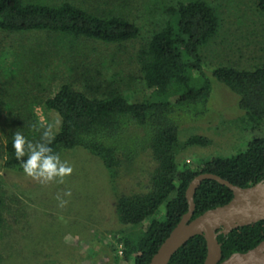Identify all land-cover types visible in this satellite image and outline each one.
<instances>
[{
	"label": "rangeland",
	"instance_id": "rangeland-1",
	"mask_svg": "<svg viewBox=\"0 0 264 264\" xmlns=\"http://www.w3.org/2000/svg\"><path fill=\"white\" fill-rule=\"evenodd\" d=\"M26 1L71 2L101 14L119 13L140 33L117 44L47 31H0V264H131L122 258L121 240L137 235L148 221L136 227L120 224L114 202L122 193L146 187L154 166L147 152L112 181L100 160L76 147L59 156L70 173L34 179L2 166L4 145L8 132L22 130L24 120L38 128L29 140L32 148L57 132L60 119L43 102L62 84L87 96L116 88L131 100L148 99L150 90L138 81V53L164 23V10L178 0ZM205 1L216 10L219 25L201 48L204 71L210 75L219 65L252 69L264 64V12L255 0ZM211 85L204 115L177 117L178 166L234 155L254 135L243 128L237 96L215 79ZM194 136L207 142L187 144ZM154 217L161 220L163 211Z\"/></svg>",
	"mask_w": 264,
	"mask_h": 264
},
{
	"label": "trees",
	"instance_id": "trees-1",
	"mask_svg": "<svg viewBox=\"0 0 264 264\" xmlns=\"http://www.w3.org/2000/svg\"><path fill=\"white\" fill-rule=\"evenodd\" d=\"M264 12V0H255ZM160 28L138 53L139 80L148 99L131 100L119 89L103 90L99 96H87L62 84L43 106L54 111L60 121L58 130L32 148L31 137L38 134L33 122L24 120L23 129L8 132L2 166L23 171L32 151L42 146L48 155L79 147L101 161L114 181L133 166L142 152L150 155L154 166L148 172L143 190L122 193L115 198L114 212L122 225L148 224L135 236H123L122 258L131 264H148L152 255L187 211L185 191L201 173L215 174L230 183L247 187L264 179V64L252 69L219 65L208 75L202 65L201 48L218 29L214 7L205 0H178L165 10ZM0 31H47L71 38L93 39L108 43L130 41L138 37L139 27L119 13H97L71 2L48 4L26 0H0ZM215 79L237 96L244 114V130L254 135L244 150L222 157L178 166L179 115H204L209 107ZM38 129V128H37ZM20 132L28 141L25 155L17 158L12 145ZM206 139L189 137L187 144H205ZM130 170V169H129ZM128 170V171H129ZM232 192L215 180L205 179L196 189L192 218L223 205ZM1 206V200H0ZM163 211V218L154 215ZM264 240V220L218 234L222 260L232 253H243ZM202 235L190 238L171 256L168 264H202L206 257Z\"/></svg>",
	"mask_w": 264,
	"mask_h": 264
},
{
	"label": "water",
	"instance_id": "water-1",
	"mask_svg": "<svg viewBox=\"0 0 264 264\" xmlns=\"http://www.w3.org/2000/svg\"><path fill=\"white\" fill-rule=\"evenodd\" d=\"M215 180L225 185L232 198L225 204L208 209L192 218L195 204L193 196L205 180ZM185 197L187 211L169 232L148 264H168L171 256L190 238L202 235L206 241V257L202 264H264V240L243 253H232L222 260L218 234H228L233 229L264 220V179L247 187H240L212 173L196 175L189 183Z\"/></svg>",
	"mask_w": 264,
	"mask_h": 264
},
{
	"label": "clouds",
	"instance_id": "clouds-1",
	"mask_svg": "<svg viewBox=\"0 0 264 264\" xmlns=\"http://www.w3.org/2000/svg\"><path fill=\"white\" fill-rule=\"evenodd\" d=\"M45 135H48V133L46 132ZM27 141L28 139L20 132L14 134L12 145L17 158L25 155ZM28 147L31 148V145L28 144ZM50 152L51 149L42 146L39 148V151H32L27 161L21 163L24 173L34 179L37 176H45L51 179L53 176H63L66 173H70L71 168L59 164V156L48 155Z\"/></svg>",
	"mask_w": 264,
	"mask_h": 264
}]
</instances>
